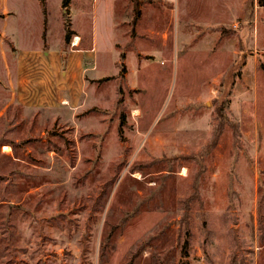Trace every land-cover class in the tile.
<instances>
[{
	"label": "rangeland",
	"instance_id": "374dc122",
	"mask_svg": "<svg viewBox=\"0 0 264 264\" xmlns=\"http://www.w3.org/2000/svg\"><path fill=\"white\" fill-rule=\"evenodd\" d=\"M41 1L0 0V264H264V6ZM72 18L82 104H22Z\"/></svg>",
	"mask_w": 264,
	"mask_h": 264
},
{
	"label": "crops",
	"instance_id": "0c3cea01",
	"mask_svg": "<svg viewBox=\"0 0 264 264\" xmlns=\"http://www.w3.org/2000/svg\"><path fill=\"white\" fill-rule=\"evenodd\" d=\"M41 2L40 0V8L43 11ZM71 8L72 0L68 6L70 14ZM63 25L65 26V21ZM70 28L73 34L69 42H66L64 34L63 53H52V48L44 50L42 44L18 49L16 56L17 98L22 104L51 107L62 105L78 107L82 104L86 74L88 71L93 75L96 74L93 68L96 64V55L92 52L95 46L92 44L90 47L84 43V36L81 30L76 28V21L73 18L70 19ZM42 31L40 40L43 39ZM89 53H91L90 56H88ZM47 54L53 59L46 58Z\"/></svg>",
	"mask_w": 264,
	"mask_h": 264
},
{
	"label": "trees",
	"instance_id": "16d2710c",
	"mask_svg": "<svg viewBox=\"0 0 264 264\" xmlns=\"http://www.w3.org/2000/svg\"><path fill=\"white\" fill-rule=\"evenodd\" d=\"M130 1L134 4V6L136 8L137 4H138V0H130ZM70 2H71V0H63L62 1V7H63V9H66V14L69 12L68 6H69ZM257 2H258L259 6H264V0H257ZM65 26H66V42H69L71 39V36L73 34V31L70 28V21L67 19L65 20ZM188 244H189L188 240H186V242L184 244V248H183L184 249L183 250L184 256H186V257L188 256Z\"/></svg>",
	"mask_w": 264,
	"mask_h": 264
}]
</instances>
